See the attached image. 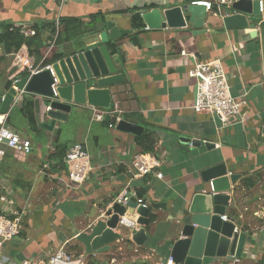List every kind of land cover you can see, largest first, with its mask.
Segmentation results:
<instances>
[{
	"label": "crops",
	"instance_id": "crops-1",
	"mask_svg": "<svg viewBox=\"0 0 264 264\" xmlns=\"http://www.w3.org/2000/svg\"><path fill=\"white\" fill-rule=\"evenodd\" d=\"M213 1L216 0H201ZM190 0H0V23L14 27H32L34 24L51 23L58 17H81L89 21L92 14L104 13L120 28L132 30L116 41L119 53H114L115 64L122 67L123 80L111 85L113 104L118 105L122 118L132 119L146 131L158 136L155 152L145 153L137 145V135L110 127V122L95 118L99 109L92 105L80 106L77 114H71L67 122H57L53 130L44 128L50 123L45 97L24 93L7 113V126L32 142L28 155L8 150L0 160V214L7 209L24 213L23 229L0 247V259L7 263L23 260L39 262L64 248L72 255L75 264H157L163 261L166 245L174 238L169 231L168 211L153 210L155 220L147 227L149 239L144 246L127 243L124 239L111 244L104 253H85V246L77 235L89 232L102 218V210L125 187L137 195L169 204L188 190L192 194L200 171L210 163L200 164L203 156L198 148L184 151L180 137L198 138L216 144L211 163L225 162L229 172L239 175L231 184L230 205L227 215L235 218L240 232L247 233L243 253L238 261L222 260L215 264H264V57L261 38L245 30L226 28L216 16L218 9L209 14L214 24L207 20L204 32L196 34L192 24L186 28L132 27L129 13L121 11L156 4L170 8ZM224 13V12H223ZM234 11H229L228 15ZM225 14V13H224ZM223 15V14H222ZM213 18V19H214ZM101 27V24H99ZM257 27V26H256ZM98 34L91 41H97ZM137 34L135 39L131 36ZM49 35L45 31L44 37ZM76 36L49 53L41 49L47 58L56 51H71ZM21 52L29 55L23 45ZM195 52L201 62L221 59L228 73L231 94L239 97L245 93L244 117H232L227 126L212 114L196 112V82L188 71L193 61L181 52ZM29 57L36 62L34 57ZM39 62V61H38ZM36 62V63H38ZM55 63V62H54ZM53 63V64H54ZM14 66L13 54H6L0 44V106L3 97L22 78ZM12 83L11 87H9ZM143 132V133H144ZM81 143L91 157V171L83 184H71L68 167L55 161L64 157L65 151ZM182 150V152H181ZM138 155H152L161 166L155 173L134 178L133 164ZM151 221V220H150ZM126 233L127 229H123ZM157 245V246H155ZM135 251L133 260L123 261L118 252ZM76 253H80L76 255ZM108 259V260H107Z\"/></svg>",
	"mask_w": 264,
	"mask_h": 264
},
{
	"label": "water",
	"instance_id": "water-1",
	"mask_svg": "<svg viewBox=\"0 0 264 264\" xmlns=\"http://www.w3.org/2000/svg\"><path fill=\"white\" fill-rule=\"evenodd\" d=\"M193 2L166 9L157 7L144 10L142 18L148 29H179L192 24L198 34L204 32L207 20L211 25L216 20L207 12L205 4ZM231 10L234 13L228 15ZM216 16L226 28L243 29L251 36H259L264 57V0H233L229 7H225ZM101 30L97 41L90 42L92 35L83 36L75 42L71 51H66L67 53L53 64L59 80L58 96H54L52 92L53 77L49 70L32 76L24 75L3 97L0 114L9 113L15 104L18 90L45 97L50 123L44 124V128L50 130L54 129L58 121L67 122L71 114H77L80 106L92 105L109 109L113 103L110 87L121 82L123 75L117 73L122 67L115 64L108 42L117 41L133 31L120 28L107 18L106 23L101 24ZM106 121L110 122V115L106 116ZM116 129L140 136L145 128L135 120L123 118ZM179 141L184 151L198 148L203 155L199 159L200 164L210 163L200 171L192 194L187 195V190L182 195V202L173 198L171 204L168 198L161 202L149 199L147 206L139 204L133 197L129 198L126 205L117 200L110 201L105 210L101 211L102 218L90 231L79 233L76 237L85 246L86 254L109 251L111 244L124 239L125 234L136 246H144L149 239L147 227L151 222V213L153 210H162L169 212L168 229L175 235L166 245L164 263L172 259L174 264H215L241 257L247 233H234L235 218L227 215L231 199L227 192L232 189L231 184L238 180L239 175L229 172L225 162L214 164L211 163L214 156H205L207 152L215 149L214 142L187 137H180ZM137 196L144 197L142 194ZM125 214H137L140 226L132 230L119 226L120 216ZM223 215H227L228 220H223ZM123 229H127V232Z\"/></svg>",
	"mask_w": 264,
	"mask_h": 264
},
{
	"label": "built area",
	"instance_id": "built-area-1",
	"mask_svg": "<svg viewBox=\"0 0 264 264\" xmlns=\"http://www.w3.org/2000/svg\"><path fill=\"white\" fill-rule=\"evenodd\" d=\"M62 2L64 0H61ZM233 0H216L213 1H194L193 3L205 4L207 12L213 11L216 7L219 12L223 11L225 7H229ZM58 17L55 21L57 25L59 23ZM58 30V29H57ZM21 33L25 37H29L36 34V31L31 27H21ZM58 33V31H57ZM57 33L47 41L48 53L57 46ZM183 56L189 57L193 64L188 71L189 77L193 78L196 82L197 94L193 104V109L196 112H205L217 117L222 126H227L230 123L232 117H238L242 119L244 117L243 106L247 103L245 93L239 97H234L231 94V85L229 82L228 73L221 59H215L209 62H201L198 60L195 52H188L183 50L181 52ZM14 66L21 72H26L27 75L32 76L38 74L44 70H49L53 77V83L51 85L54 96H58V77L52 64L44 65L43 61L47 58L44 55L38 63H34L28 54L18 50L13 53ZM16 82V81H15ZM24 93V90H18V96L15 98V102L18 97ZM95 118L97 120H103L105 116L110 115L115 119L114 122H110V127H116L121 121V111L118 109L117 104H113L109 109L99 108L96 109ZM32 142L29 138H26L18 133H15L7 126V114H0V160L3 159L8 150L15 151L17 153L28 155L32 152ZM64 162L68 167V178L71 184L80 185L85 182L91 171V157L88 151L81 143H76L71 146L64 157ZM161 166V162L158 158L152 155H138L133 164V176L134 178L142 177L155 173L156 177L163 178L161 171H156ZM135 198L139 204L147 206V202L137 196L128 186L117 196L116 200L124 205L129 201V198ZM138 215L137 214H125L120 216L119 226L133 229L138 228ZM223 220H228L227 215L222 216ZM24 213L22 211H16L13 209L4 210L0 214V247L7 241H10L16 237L23 229ZM235 232H240L236 226ZM234 260V259H233ZM238 260L236 259L235 262ZM235 262L230 264H235ZM0 264H75L72 255L68 253L64 248H61L54 254H52L48 260L32 262L30 260H23L18 263H7L0 259ZM157 264H174L170 259L167 263L163 261Z\"/></svg>",
	"mask_w": 264,
	"mask_h": 264
},
{
	"label": "trees",
	"instance_id": "trees-1",
	"mask_svg": "<svg viewBox=\"0 0 264 264\" xmlns=\"http://www.w3.org/2000/svg\"><path fill=\"white\" fill-rule=\"evenodd\" d=\"M193 1H201V0H190ZM158 5L146 4L142 7H133L119 13H129L131 17L132 27L138 31L145 28V23L142 18V12L144 10H151L153 8H157ZM216 9V7H214ZM106 23V16L104 13H97L92 14L89 17V21H85L81 17H63L59 18V23L57 25L56 21L51 23H41V24H34L31 28L36 31L35 35L25 37L21 33L20 27H14L9 23H0V44L2 45L6 54H13L17 52L24 44L29 48V55L34 57L36 62L40 61L43 57V52L41 49L43 47H47V41L51 39L57 33V46H61L66 44V42L71 41L76 36H85V35H96L98 34L99 30L101 29L99 24ZM58 29V30H57ZM45 31H48L49 35L44 37ZM137 34L131 36L132 39L136 38ZM108 46L112 49L114 53H119L118 48L116 47V41L108 42ZM67 53L66 51H56L54 52L51 57L46 58L43 61L44 65L52 64L59 60L64 54ZM34 60V59H33ZM36 63L35 61H33ZM27 75L26 72H22L21 76ZM12 83H10L9 87H11ZM8 122V117H7ZM158 141V136L154 131H146L142 135L137 137V145L142 148V151L145 153H154L155 152V145ZM64 153V157L66 155ZM7 154V153H6ZM64 157H54L53 158L60 164V167H65L63 164ZM151 222L155 220V216L151 215L150 218ZM127 243H132L129 239L126 240ZM80 253H76L78 255ZM93 264H100L99 261H92Z\"/></svg>",
	"mask_w": 264,
	"mask_h": 264
},
{
	"label": "rangeland",
	"instance_id": "rangeland-1",
	"mask_svg": "<svg viewBox=\"0 0 264 264\" xmlns=\"http://www.w3.org/2000/svg\"><path fill=\"white\" fill-rule=\"evenodd\" d=\"M182 152V150H181ZM157 246V245H155ZM120 258L123 260V261H128V260H133L135 258V251L133 250H128L126 252H123V254H120V252H118ZM108 260V259H107ZM149 264L151 263V260H148Z\"/></svg>",
	"mask_w": 264,
	"mask_h": 264
}]
</instances>
